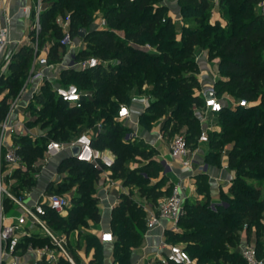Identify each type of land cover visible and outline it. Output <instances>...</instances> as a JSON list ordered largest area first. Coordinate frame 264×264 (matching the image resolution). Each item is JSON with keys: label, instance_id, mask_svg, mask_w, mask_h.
<instances>
[{"label": "trees", "instance_id": "trees-1", "mask_svg": "<svg viewBox=\"0 0 264 264\" xmlns=\"http://www.w3.org/2000/svg\"><path fill=\"white\" fill-rule=\"evenodd\" d=\"M159 1L161 0H44L39 35L43 37L45 34L49 38V58L54 61L64 59L67 47L61 43L64 30L56 21L57 15L61 14L64 17L69 15V31L73 38H82L79 35L81 27L87 29L83 38L86 46L77 50L75 56L95 55L102 61L97 66L86 69H61L59 82L70 83L72 81L69 79L73 75L77 80L75 83L81 89L92 91L91 96L83 97L80 107L59 97L50 81L42 84L34 97L39 102L38 111L48 112L52 103L62 106V109L50 112L55 115L44 121L50 124L49 132L47 136L40 137V140H31V135L27 134L15 135L17 152L23 156L28 168L17 167L12 171V176L17 178L13 189L20 192L26 185L36 183L32 173L37 170L34 164L44 156L48 138L71 139L70 130L82 122L83 118L79 117L83 112L88 114L87 126L97 124L94 120L98 118L103 119L102 128L92 135V142L96 148H111L114 151L115 161L110 169L123 171L126 159L134 151L143 157H150L151 152L147 148L132 146L120 136L121 131L127 132L129 128L117 119L121 105L130 103L134 91L141 90L147 83L151 85L150 91L154 98L149 109L141 114V122L145 118H157L167 111L168 106L175 105L173 113H177L180 120L169 116L166 127L172 123L171 131L184 127L188 142L194 147L202 129L200 116L192 109H185L184 104L204 105V98L195 93L200 84V67L195 58V48L207 46L210 56L220 51L218 68L224 76L217 81L221 86L220 91L228 89L249 101L248 105H240L237 109L225 104L217 112L222 129L209 132L212 148L222 149L226 142L233 141V147L229 151V166L236 169V176L229 193L222 191V198L228 204H217L214 208L209 200L206 176L199 174L198 189L204 193V197L186 202V211L178 221L183 230H170L168 233L174 242H183L189 253L197 256L200 263L245 264L240 251L234 249L240 241V228L244 223L249 235L253 229L256 230L259 251L264 244V13L256 10V4L260 0H219L222 14L228 16L226 26L222 27L223 33L212 38L211 34L216 25L209 24L205 27L198 23L184 26L181 46L174 47H170L175 34L174 23L170 17L163 21L165 7L154 3ZM180 2L183 11L191 12L199 22H203L201 14H208L213 4V0ZM96 10H101V16L105 19V24L101 27L92 26ZM118 29H122L124 34L118 33ZM148 38L157 42L158 52L141 46ZM163 40L167 42L163 44ZM33 52V47L27 44L14 52L9 73L0 79V83L11 88L10 92L20 83V79L26 77ZM110 59L118 62L105 65L103 60ZM185 68L190 70L189 73H182ZM45 91H48L49 97L45 95ZM9 105L8 96L2 95L0 121L6 116ZM100 106L103 107L98 111ZM40 119L39 117L38 120ZM73 121H77V124H70ZM150 123L149 121L146 125L149 126ZM58 130H61V135ZM50 134L53 135L49 136ZM150 169L149 164L142 167V170ZM59 170H68L66 180L57 188L50 184L49 191H57L71 182H78V195L66 216L55 211L50 212L49 218L53 226L66 231L76 228L80 222L86 220L84 212H88L92 219L99 222L101 213L97 198L93 195L94 179L88 175L97 176L102 168L70 155L63 158ZM135 182V177H126V183ZM163 192L164 190L156 189L155 186L148 188V193L153 195V202L156 204ZM6 201L10 204L9 199ZM129 206L135 208L132 215L126 213ZM116 210L119 213L112 219L115 234L114 264H132L131 247L141 240L145 222L144 210L142 206L132 204L129 199L125 205L116 207L113 212ZM82 235L88 247H95L94 261L101 260L103 244L97 236L87 231Z\"/></svg>", "mask_w": 264, "mask_h": 264}, {"label": "built area", "instance_id": "built-area-1", "mask_svg": "<svg viewBox=\"0 0 264 264\" xmlns=\"http://www.w3.org/2000/svg\"><path fill=\"white\" fill-rule=\"evenodd\" d=\"M262 6V12L264 13V5ZM44 8V0H32V2L21 6V10L26 16L32 15L33 17L32 29L35 41H32L31 46L34 50V58L31 61V71L28 80L30 85L28 84L11 101L6 116L0 121V168L2 159L9 164L11 170L17 167L22 169L28 168L23 156L17 152V145L7 143L6 141L7 134H20L27 131L26 120L14 116L16 110L20 106L27 107L30 104V100L40 91L42 84L46 81L53 82L55 92L63 100L68 101L72 105L82 106L83 97H89L92 93L86 89H81L75 82H59V78L61 77L59 68L73 67L86 69L95 67L101 63V59L95 55L75 56L76 51H73V48L77 46V42L76 38H73L69 31V15L64 17L59 14L56 17V21L64 30L61 43L71 47V50H69L70 58L67 62L63 61L64 59L61 61L50 59V45H46V49L39 45L40 16ZM104 21V18L99 21V27L103 26ZM12 23L13 16L8 8L7 0H0V79L8 69L14 52L24 44L23 39L15 40L13 38ZM11 46L14 49L10 50ZM85 46L86 42L83 39V47ZM149 46L146 48L150 49L152 47ZM151 98L152 95L148 93H134L132 95L133 100L141 101L145 106L150 104ZM203 98L204 105H201L203 114L199 115L201 122L206 119L209 113L217 114V112L223 109L225 104L231 108L249 104L248 99L245 97L240 98L237 102L233 98H229L225 103L216 93L209 98L204 95ZM128 115L127 106L122 104L118 118L123 119ZM99 127H102V123L99 124ZM210 130H212L211 125L202 126L198 141L209 142ZM75 146H78L76 157L79 160L90 162L95 167L102 169H110L114 164V151L96 148L93 145L92 136L88 132H83L69 141H59L52 138L46 143V152L52 155L66 148L73 150ZM169 152L173 160L178 159L182 166L193 168L197 149L193 148L188 142L185 130L176 133L172 137L169 144ZM172 163V160L164 158V165L167 170L172 169ZM197 170L208 172V165L202 162L199 164ZM38 174V172H35V176H38ZM28 197L29 193L16 192L4 182L2 175H0V264H42V262H45V264H62V262H66L67 264H84L78 259L76 251L72 248L69 232L55 228L49 218L51 211L62 215L68 211L71 206L70 196L66 193L51 191L44 193L41 199L35 201H30ZM5 198H8L18 210L15 219L10 220L12 216L5 212ZM186 199L185 185L181 180L174 182L168 194L161 197L155 206L151 205L147 208L146 222L148 228L160 225L164 218L169 219L174 225H177L180 216L186 211ZM34 227L38 229L40 235H43L47 239L45 243L25 242V237L34 235ZM100 239L102 241H113L114 234L111 230L102 231ZM160 245L167 248L164 255L157 256L161 264H197V260L191 256L183 242H167L163 239ZM77 253L83 252L77 250ZM241 254L245 259V264H264V244L262 250L259 251L256 242L247 243L242 247ZM31 260H33L32 263L30 262Z\"/></svg>", "mask_w": 264, "mask_h": 264}, {"label": "crops", "instance_id": "crops-1", "mask_svg": "<svg viewBox=\"0 0 264 264\" xmlns=\"http://www.w3.org/2000/svg\"><path fill=\"white\" fill-rule=\"evenodd\" d=\"M30 2H32V0H7L8 8L10 10V13L13 16L12 34H13L14 24L20 19L22 21V23L19 24L22 26L21 27L19 26L18 28L19 30H17V35H16L17 37H15V35H12V36L15 40L23 39L24 44H27V45H31V43L26 42V40H28L29 32H22V28L25 25V21H27L28 18H26V15L21 10V6L26 3H30ZM171 6L175 7V4H172ZM214 14H216L215 11H214ZM215 16H216L215 17L216 19L219 18L222 20V15L220 12H218V15L216 14ZM76 42H77V46L73 48V51L77 52V50L83 48V39L76 38ZM46 45H50L51 47L50 42L47 44H44V46L42 47L46 49L47 48L45 47ZM67 47L69 46L67 45ZM198 48L199 47L196 46L195 53L198 56V63L200 64V73H199L200 81H202L203 79V82L200 83L201 84L200 95L203 97L208 90H211L209 88L210 86L212 87V84L210 83L209 78L211 79V71L213 70H210V69L213 67H215L216 69H219L218 68L219 59L217 61H214V60H211L207 54L205 55V54L200 53L199 55L198 54L199 52H197ZM12 49H14L13 46L10 47V50ZM33 58H34V52H33V57L31 61H33ZM69 58H70V55H69ZM69 58L68 59L66 58L63 61L67 62ZM203 62H206V65H203ZM63 68H66V67H60L59 68L60 71ZM7 70H9V67ZM88 91L92 93L91 90H88ZM134 93H141V91L137 89ZM1 96L2 95H0V97ZM32 99L33 101H35L34 97ZM124 105L127 106L129 115L123 119H119L117 116V119L122 121L126 126H128L129 132L132 133V135L135 136V138L136 137L140 139L143 138L145 139L147 143H151L156 149L158 156H160L163 162H164V158H168L169 160H172L173 162L172 169L166 171L165 179H167L166 180L167 184L162 187H158L157 184L159 183L155 184L156 183L155 182V183H152L151 185V186H155L156 189L164 190L163 194L158 197V200L161 197H163L165 194H168L171 190L170 188L172 187L173 183L179 180H181V182L185 185V188H186V194H187L186 202L194 201L196 199H202L204 197V193L200 192V190L198 189V185L200 184L199 183L200 181L198 180L197 177L199 174H203L206 176L207 182L209 184V192H210L209 200H210L211 206L215 208L217 204H220L222 200V191L229 193L230 185L232 184L233 179L236 176V169L231 168L229 166V151L233 147V141L226 142V144L224 145L222 149L212 148L210 141L207 143L197 141V143L193 147L197 149L193 168L184 167L181 165L178 159L173 160L169 152V144L173 136L169 137L168 132H166L167 131L166 130L167 119L169 118V116L166 115V112L163 115L156 118L155 121L151 122L152 123L151 127L148 128V127H145L143 123H141L140 118H141V114L149 109L150 104L148 106H145L141 101L131 99L130 103H127ZM28 106L27 107L20 106L14 114L15 117H20L26 120V126H27L26 130L27 131L24 133H20V134H7L6 135L7 143L15 144V141H14L15 135L27 134V135L32 136V135L38 134L36 129H33V127H31L30 125L31 124L30 121H33L35 117H33L32 115H30V113H28L27 111ZM217 118L218 116L216 113L215 114L209 113L206 119L201 122V127L209 124L212 126V130H210V132L220 131L222 129V126ZM101 128L102 127H99V124L97 123L94 125L92 134H90L89 131H86V132H88L92 136L93 134L96 133V131H98V129H101ZM167 128H170V127L168 126ZM43 132L44 131H40L39 135L40 134L43 135ZM74 138H71L69 140H72ZM50 139L52 138H48L47 142ZM69 140H64V141H69ZM105 149H111V148H105ZM73 152H74L73 150L66 148V149H63L59 153L50 155L46 152V149H45L44 156L39 158L37 162H35L34 166L36 167L37 170H34L32 172L34 177L37 180L36 183L31 186L26 185L25 187H23V189H20V191L29 193V197H28L29 200L35 201V200L41 199L44 193L50 192L48 189L50 184H52L54 188L59 187L60 183L65 182L66 180L65 177L68 173V170L60 171L59 165L61 164L64 157L74 155ZM3 162L4 160L2 159V164ZM202 162L208 165V172H200L197 170L199 164ZM6 164L9 165L7 162ZM1 169L2 168H0V171ZM12 171L13 170H11V168L8 167V169L5 170L4 174L0 173L3 177L4 182L11 188H13V184H15L17 181V178L12 176ZM35 172L39 173L38 176H35ZM103 172H104V169H102L100 173H103ZM5 177L8 178V181L5 180ZM102 184H105V186L99 189H96V192H94L93 194L97 198V206L99 208V212L101 213V220L99 222H96L94 220L92 222V227L85 228V230L97 236L99 241L103 244V249H105L106 246L111 247L112 249L111 264H114L113 249H114L115 234L112 229V219H113V213H114L113 211L116 207V204L120 201V199L123 198V196L121 194L122 191L115 190L116 183L114 180H111V178H104V180L102 181ZM128 185L129 184L123 185L124 186L123 190L124 188H126L125 190H127ZM74 190L77 196L78 195V182H77V185L74 187ZM152 197L153 195L151 196L149 193H147V195L144 197L143 204L141 205L143 207L144 214H145L144 215L145 222L142 228L140 242L131 247L132 264H161L157 256L164 255L165 252L167 251V248L161 247L160 245L161 240L164 239L167 242H174L173 238L168 233V231L170 230L182 231L183 230L180 227L179 223L177 225H174L172 221H170L169 219H165V218L162 219L160 225H157L150 229L148 228L147 222H146L147 213H148L147 208L150 207L151 205L153 206L156 205V203L153 202ZM6 199L8 198L4 199L5 212L6 214L12 216L10 220L15 219V216L18 213V210L16 206H14L13 203L10 202V200H9L10 202L9 204L6 201ZM6 202L8 204H6ZM69 209L64 214L65 216L69 213ZM263 223H264V212H263ZM85 230L82 228H78V227L67 230V232H69L70 240L72 242V248L74 251H76L75 252L76 256L84 264H105L104 250L102 252L101 260L94 261V258L96 257L95 256L96 250H95V247L93 246L88 247L87 243L83 239L82 233ZM105 230H111L113 232L114 234L113 241H102L100 239L101 232ZM33 231H34L33 236H27L24 238L26 240L25 241L26 243L31 242V241L34 243H45L46 242L47 239L43 235L39 234V231L36 227L33 228ZM262 239L264 241V235L262 236ZM257 240H258V237H257V233L255 229L252 230L251 235H249V233L246 230L241 234L240 241L234 247V249H238L241 253V249L243 246H245L247 243H250V242H257ZM77 250H81L83 253L78 254ZM30 262L32 263L33 260H31Z\"/></svg>", "mask_w": 264, "mask_h": 264}, {"label": "rangeland", "instance_id": "rangeland-1", "mask_svg": "<svg viewBox=\"0 0 264 264\" xmlns=\"http://www.w3.org/2000/svg\"><path fill=\"white\" fill-rule=\"evenodd\" d=\"M154 3H155V5L160 4V5H163L165 7V10L163 11V21H164V19H168L170 17L174 23L175 34H174V39L170 42V47H174L175 45L181 46V43H182L181 33L183 31L184 26L197 25L198 23L200 26L204 25L205 27H208L209 24H211L212 26L216 25L215 29H213V32L211 34V37L213 38L216 35H221L223 33L222 27H225L227 24L228 16L225 14H222V12L220 10V6H219V0H213V4L210 7V10H209L210 12H208V14H204V13L201 14L203 17L202 18L203 22L197 21L196 16L192 15L191 12H188V11L184 12L183 11L184 9H182L180 0H161L158 3L157 2H154ZM172 4H175V7L171 6ZM262 5H264V0H260L256 4V10L262 12L263 11ZM214 11L216 12L217 15H218V12L221 13L222 20L219 18L218 19L215 18L216 14H214ZM59 15H61V14H59ZM101 15H102L101 10H96L94 12L93 17H94L95 21L92 23L93 27L99 26V21H101L103 19V17ZM26 18H28V19H27V21H25V25L22 28V32H29L28 40H26V42L32 43V41H35V37L33 36L34 32L32 29L33 17H32V15H27ZM21 23H22V21L20 19L19 21H17L14 24L12 35H15V37H17L16 35H17V30H19L18 29L19 26L20 27L22 26V25H19ZM117 32L122 34V35L124 34V31L122 29H118ZM49 42L50 41H49V38L47 37V35L44 34L43 37H42V35H39V45L41 47L44 46V44H47ZM165 42H167V40H163L162 43L164 44ZM149 45L152 46L150 48L151 51H154V52L159 51L157 42H154L153 40H150L149 38L144 40L141 43V46H144V47H148ZM69 47H66L64 59L69 58V50H71ZM198 47L199 48L197 49V52H199L198 53L199 55H200V53L205 54V55L207 54L209 56V58L211 60H214V61H217L220 58V51L219 50L217 52L213 53L212 56H210L209 52H208L209 49L207 46H205V47L204 46H198ZM195 50H196V48H195ZM195 58L198 61V56L196 55V53H195ZM103 62L105 65H108L109 62L112 64H116L118 61L116 59H110V60H103ZM203 65H206V62H203ZM199 67H200V64H199ZM214 68L215 67H213L211 69L208 68L210 70H213V71H211V79L209 78L210 83L212 84V87L210 86L209 89H211L214 93H216L217 96L220 99H222V101H224L225 103L228 101L229 98H233L235 102L239 101L240 97L237 96L236 94H233L230 90L225 89L223 91H220L221 86L217 84V81L219 79L223 78L224 76L222 75V73L219 72V69H216V68L214 69ZM30 71H31V68H29V71H28L26 77L23 79H20V83L15 85V89H13V92H10L11 88L6 86L5 83H0V95L6 94L8 96V100L10 103V101H12L14 98H16L21 93V91H23L27 87V85L29 84L28 80H29V76H30ZM189 71L190 70L185 68V69H183L182 73L187 74V73H189ZM6 73H9V70H7ZM71 77H72V79H69V81H72V82L77 81L76 78L73 77V75ZM198 77H199V75H198ZM199 80H200V77H199ZM202 82H203V79H202V81H200V83H202ZM51 83L53 85V82H51ZM150 86L151 85L148 83L144 84L140 90L141 93H148V94L152 95L153 93L150 91ZM86 90H87V88H86ZM88 90H90V89H88ZM200 90H201V84H199V87L195 89V93L200 94ZM45 92H46L45 95L47 97H49L48 91H45ZM201 93H202V91H201ZM153 98H154V96L152 95L151 100ZM61 107L62 106H56L54 103H52V107L48 112H42L41 113L38 111L39 102L33 101V99L30 101V105L28 106L27 111H28V113H30V115L35 117V120L30 121V123H31L30 125H31V127H33V129H36V131L38 132L37 135L30 136L31 140L37 141V140H40V137L47 136V134L49 132L50 124H47L44 121L49 120L50 119L49 117H53V115H55L54 112H52V114H51L50 113L51 111H55V110L60 111L62 109ZM102 107L100 106V108H98V111H99V109H102ZM175 107H176L175 105L168 106L167 111H166V115L173 117V118H176L179 121L180 117L177 116V113L176 114L173 113V109ZM237 107L238 106H236L234 109H237ZM184 108L190 109V110L192 109L194 111V113L199 114V115L203 114V108H201V106L196 104V103H190V104L185 103ZM39 117L41 118L40 120H38ZM87 117H88V114L86 112H83L82 115L79 117V118H83V120H82L83 123L80 122L79 124H77V121L70 122V124H73V125L77 124L75 129L70 130L71 138H74L77 134L82 133V132H86V131H89L90 134H92V132H93L92 130L94 128V125H93L94 123L87 126ZM155 120H156V118H153L152 120H148L147 118H145L143 124L145 127L150 128L152 123H150L149 126H147L146 123L149 121L153 122ZM102 121H103L102 118H98V119L94 120V122H96L98 124H100ZM173 121L175 122V120H173ZM43 123H45V124H43ZM172 126H173V123L170 124V126H169L170 128L166 127V130H167L166 132H168L169 137L174 136L176 133H180V132H183L185 130V128L182 127V128L177 129L175 131H171ZM40 131H44L43 135H41V134L39 135ZM60 131L61 130H58V134L61 133ZM52 135L53 134H50L49 136H52ZM59 135H61V134H59ZM120 136H122V138L124 140H126L128 143H130L132 146L137 145L139 148H141V147L147 148L148 151L151 152L150 157H148V158L143 157L141 154H138L134 151L130 154L129 158L126 159V163H125L123 171H115L113 169H104L103 173H100L97 176L89 174L88 177H92L94 179V181H93L94 192H96V189H99V188L105 186V184H102V181L104 180V178H111V180L115 181V183H116L115 190L122 191L121 194L123 196V198L120 199V201L116 204V207H118V206L122 207L123 205L126 204L128 199L131 200L132 204H135V206L139 207L143 204L144 197L147 195L148 188L152 185V183H155V182H156L155 184L159 183V184H157L158 187H162V186L167 184L166 183L167 179L164 178L166 176L167 169L165 168L164 162L161 160L160 156H158L156 149L154 148V146L151 143H147L145 141V139H143V138H141V139L138 137L135 138V136H133L132 133L129 132V130L127 132L121 131ZM57 140H59V139H57ZM59 141H64V140H59ZM145 164H149V166L151 167V169L149 171L148 170H142V167ZM8 167H9V165H7L6 163L3 162L2 166H1L2 169H1L0 173L4 174L5 170H7ZM127 176L128 177H135L136 182L132 183V184L126 183V177ZM252 179H254V178H252ZM5 180L8 181V178L5 177ZM125 184H129L127 190H125L126 188H124V190H123V187H124L123 185H125ZM76 185H77V182H71V184H69L68 186L57 189V191L62 192V193H68L71 197V203H74V198L76 197V192L74 190V187ZM220 204H228V202L226 200H224V198H222ZM134 210H135V208L133 206H129L126 210V213L128 215H132ZM118 213H119V210H116L113 213V217H115ZM83 215H84V218L86 220L83 222H80L78 225V228H82L84 230H85V228H91L92 222L94 221V219L91 218V216L88 214V212H84ZM116 230L117 229L115 228L114 231L116 232ZM85 231H87V230H85ZM244 231H246V223H244V225L240 228V236ZM103 250H104V254H105V259H104L105 264H111V259H112L111 247L106 246L105 249H103ZM190 254L194 259L197 260V264H206L204 262L200 263L198 261L197 256H194L191 252H190Z\"/></svg>", "mask_w": 264, "mask_h": 264}, {"label": "water", "instance_id": "water-1", "mask_svg": "<svg viewBox=\"0 0 264 264\" xmlns=\"http://www.w3.org/2000/svg\"><path fill=\"white\" fill-rule=\"evenodd\" d=\"M86 34H87V29H86V27H81V28L79 29V35H80L82 38H84V37L86 36ZM213 94H214V92H213L212 90H208V91L205 93V96L209 98V97L213 96ZM73 151H74V156H76V154L78 153V146H75V147L73 148Z\"/></svg>", "mask_w": 264, "mask_h": 264}]
</instances>
